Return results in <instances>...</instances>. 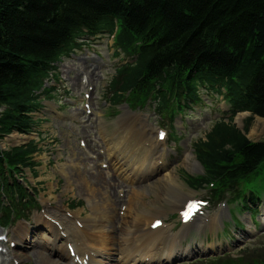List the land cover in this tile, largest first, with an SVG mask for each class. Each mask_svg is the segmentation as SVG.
Listing matches in <instances>:
<instances>
[{
    "label": "trees",
    "instance_id": "trees-1",
    "mask_svg": "<svg viewBox=\"0 0 264 264\" xmlns=\"http://www.w3.org/2000/svg\"><path fill=\"white\" fill-rule=\"evenodd\" d=\"M115 22V41L133 60L115 66L113 102L157 82L180 94L183 85L186 99L196 102L201 87L228 80L231 116L228 122L217 119L205 139L193 143L204 173L189 177V184L216 179L222 191L264 175V141L245 134L253 115L264 117V0H0V137L38 124L31 112L53 89L42 80L57 75L54 64L77 47L82 29L108 33ZM158 109L172 112L164 92ZM241 110L251 113L244 132L231 122ZM36 150L31 141L0 149V185L11 186L18 165L35 164Z\"/></svg>",
    "mask_w": 264,
    "mask_h": 264
},
{
    "label": "rangeland",
    "instance_id": "rangeland-1",
    "mask_svg": "<svg viewBox=\"0 0 264 264\" xmlns=\"http://www.w3.org/2000/svg\"><path fill=\"white\" fill-rule=\"evenodd\" d=\"M88 44V46L77 50L68 57H64L61 62L56 64L59 77V81L55 84L56 88L58 87V89H56V96L60 99V102H63V105L60 107L61 109H59L61 115L56 116L51 112L52 108H58V102L44 100L42 102L43 107L34 114L35 117L41 118V124L36 128V130L39 131H36L37 134H26L23 136L13 132L16 136H7L0 140V145L7 148L13 145L23 144L29 140L38 142L39 139H41V142L38 143L41 150L36 153L34 157V160L39 161L41 164L36 167V172L34 173L36 177L33 178L28 169L24 170V175L26 174V178L29 180L30 184L40 189L46 198H50L58 204L61 202L68 205L79 203L80 205L76 206L74 210L79 212V214L81 213L83 217L89 214V205L91 201H93V198L90 197L91 192L84 186L83 181L85 178L79 175L76 170L78 169L81 171L82 168L84 169L83 166L89 168V165L92 164V161H90L92 159H87V157H89L87 155L88 152H84L80 148L78 140L83 138L88 141L90 145L89 150L95 153H98V149L100 150L102 147L91 141L90 136L97 130L94 123L91 120L85 123L80 122L81 118H85L81 109V94L86 90V86L81 84V75L83 74L89 77L88 85L93 86L90 95L94 112L98 115L97 121L104 124L106 132L109 135H113L115 132L118 133L116 130L117 122L121 120L126 112H130L125 106V103L108 107V103H105L103 99L108 81L114 71L115 62H117V58L113 59V57L110 56L112 47L107 43L106 35H100L93 40L88 39ZM95 50H97V53ZM93 56H95V58ZM48 85H52V83H48ZM200 94L202 101L196 103L190 111L185 112L190 115V119L186 118V120H189L188 122L183 119L184 114L176 116L174 126H176L175 129L178 131L179 140H175L174 143L172 140H169L168 148L164 153V160L166 161L163 167L164 169L140 183L142 186L140 190H143L142 192L146 196L143 200H151L156 190L159 195L164 198L166 197V193L163 191L164 188L157 187L155 189V186L167 172H171L174 175L175 182L181 185V192H184L185 195L195 193V189L189 187L186 183V174H197L201 171V168L198 167L193 169L188 166L185 155L188 152L192 153L193 156H190L191 160L193 161V159H196L191 147L192 142L204 136L205 131L212 125L215 117L224 115L219 114L215 110L214 99L209 98L204 91H200ZM70 97H73L75 102L71 101L69 99ZM65 102H69L70 104L64 106ZM73 110L80 111L77 120L74 121L68 118ZM140 112L141 111L133 112L136 114L135 117L139 118V122L137 123L139 130H143L144 127L151 128L153 123H147L145 116ZM248 115L249 113L247 112H239L235 115L234 122L240 128H243V121ZM203 126H205V128H203ZM99 134L100 132L97 138L100 140ZM247 136L252 140H264V117L257 115L253 116ZM77 152H82L83 157H85L88 162H80ZM100 158L101 160L104 159L103 156H100ZM61 168H64L68 172V181L65 174L61 171ZM113 179L115 182H113ZM245 179L241 182L243 189H252L259 194L264 193V175H252ZM109 180V184L106 185V188L104 187L106 193L108 194L110 192V194L119 199H127L126 195L129 193L130 186H125V184L121 183V179L114 176L109 178ZM35 182H37L38 185H35ZM118 187L125 188V196H118ZM164 198L162 199L164 200ZM124 203L125 201H119L116 205L115 215H118V217L123 216L120 213L119 206ZM162 207L165 213L174 212L170 211L171 209L164 202H162ZM37 213L39 212H33L31 218ZM231 216L233 224L238 223L243 225L242 222H244L245 226L240 227L238 225L234 226L229 224L230 228L228 232L231 237L216 239L215 231H217V229L212 231L210 228L205 232H201V234L207 237L210 236V240L212 241L220 242L221 246L217 248L220 252L238 251L245 253L244 257H247L249 254L253 255L254 253L261 256V254H263L261 250L264 249V228L261 226L259 227V225L254 227L250 224L251 221L247 211H242L236 215L235 211L231 210ZM229 217L230 212L228 211L221 216V220L226 219L227 224ZM172 222L173 221H170L171 226L173 225ZM256 224H258L257 220ZM34 225L35 223L30 225L31 228H28L33 231ZM116 225L120 227L121 223L115 220V226ZM175 230L176 232L179 231V229L176 228ZM32 231L28 241H26L22 247L15 249L14 252L22 256V264H43L40 258L36 257L34 254V249L31 248V245L44 248L40 237L43 231L41 228H36L38 235L33 234ZM23 252L25 253L24 256ZM188 262L193 264L191 260Z\"/></svg>",
    "mask_w": 264,
    "mask_h": 264
},
{
    "label": "bare ground",
    "instance_id": "bare-ground-1",
    "mask_svg": "<svg viewBox=\"0 0 264 264\" xmlns=\"http://www.w3.org/2000/svg\"><path fill=\"white\" fill-rule=\"evenodd\" d=\"M125 115L117 122L116 130L118 133L115 132L113 135H109L103 125L100 134L102 141H107L110 146L108 158H112L108 169L115 172L113 170V167H115L117 171L122 173L124 180L131 182L136 180V183H138L132 188L131 199L127 202L126 218L120 219L118 215H115L116 205L120 199L110 194V192L106 193L104 187L106 188V185L110 182L104 174L107 171L105 170L104 172L95 162L91 166L89 165V168L83 166L84 169L82 168L81 171L76 170L79 175L85 178L83 181L84 186L91 192L90 197L93 198L90 208H94V211H91L90 214L83 218L82 228L76 227L70 219L62 215L48 213L62 220L64 231L75 245L86 242V244L95 247V252L99 253V258L101 256L100 259L91 258V261L95 264H143L139 259L137 261L136 255L138 253L141 258L148 256L151 260H157L163 255H166L165 259H172L175 255L174 252L180 249L179 245H177L180 237L187 231L182 229L179 233L169 237L168 231L166 232L164 229H157L153 232L145 230L147 224H149L156 213L164 212L162 202L166 203L171 210H176L189 194L185 195L184 192H181V185L175 182V177L171 172H167L155 186V189L163 187L166 197L159 195L156 190L151 200H143V197L140 196L142 191L140 190L142 188L140 179L147 178L150 174L151 176L156 175L155 173L158 170L164 169V162L158 168L151 166L153 164L150 162V157L154 151L140 144L144 134H140L132 124L131 115ZM13 136H16V134H13ZM77 153L80 162H88L83 157L82 152ZM190 156L193 155L189 152L185 155L187 165L193 169L198 168V163L195 159L192 161ZM154 164L156 165V163ZM61 171L65 174L68 181V172L64 168H61ZM59 205L64 206L62 202ZM75 216L77 217L78 215L75 214ZM38 220L48 224L41 216L37 218ZM115 220L116 222L124 223L125 228L117 230ZM139 221L140 225L134 224L136 226L133 228V223ZM49 227L51 229L49 231L50 236L45 237V242L54 245L59 231L52 225H49ZM17 235L20 242L25 244L30 238L31 232L28 227L19 224L15 228V236ZM53 236L55 239L51 240L50 237ZM31 248L34 249V254L40 258L43 264H71L70 258L60 245H57L55 256H52L49 251L46 252L45 248H38L36 245H31ZM78 248L80 252L83 250L82 247ZM24 255L25 253L23 252ZM19 257L22 258L21 255ZM65 257L68 260L67 262ZM60 261L64 263H60Z\"/></svg>",
    "mask_w": 264,
    "mask_h": 264
}]
</instances>
